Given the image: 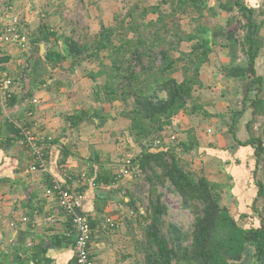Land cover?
Segmentation results:
<instances>
[{
    "label": "trees",
    "instance_id": "1",
    "mask_svg": "<svg viewBox=\"0 0 264 264\" xmlns=\"http://www.w3.org/2000/svg\"><path fill=\"white\" fill-rule=\"evenodd\" d=\"M77 1L87 8L83 0ZM122 1L124 6L114 12L113 22L101 24L98 32L91 33L75 18L68 22L69 33L57 36L53 31L39 29L30 34V44L47 43L51 37L63 40L62 49L46 53L51 68L59 67L68 58L79 64L84 60L95 63V68L85 69L93 82L94 100L117 108V115L129 121L126 133L141 147L136 159L150 185L148 207L140 206L143 200L134 192H129L126 203L135 216L128 219V224L133 235L137 228L133 243L143 257L142 264H264V182L259 175L264 139L252 131L254 122L264 118V75L256 69L262 46L263 7L259 10L261 19L256 21L254 15L259 7L230 0L245 19L240 27L244 34L239 50L249 77L245 100L252 109L247 123L249 138L235 137V144L229 147L230 157L225 158L230 169L241 164L243 169H249L244 187L229 169L234 179L231 190L237 193L234 195L240 200L239 207L249 208L241 217L257 219V224L243 226L223 203L225 185L209 179L204 168L193 166V157L204 153L194 129H187L183 133L186 140L178 137L177 142L173 141L175 135L172 139L173 135L167 134L183 115H207L194 92L204 85L201 69L213 52L211 27L203 19L206 15L217 16L216 9L207 5L208 0H160L156 4ZM184 19L190 29L184 27ZM240 19L234 15L227 23H238ZM184 44L188 49H182ZM178 72L181 79L176 76ZM242 111L235 112V121ZM79 117L73 116L77 120ZM157 140L161 141L158 146ZM52 143L58 144L59 140ZM241 148L250 159L237 156ZM101 182L108 180L97 174L94 183ZM164 190L178 195L182 208L192 213L190 230L184 231L167 219L169 207Z\"/></svg>",
    "mask_w": 264,
    "mask_h": 264
},
{
    "label": "crops",
    "instance_id": "2",
    "mask_svg": "<svg viewBox=\"0 0 264 264\" xmlns=\"http://www.w3.org/2000/svg\"><path fill=\"white\" fill-rule=\"evenodd\" d=\"M83 1L86 7L90 2L88 8H96L95 12L90 10L88 14L89 17L97 16L95 24L89 19L93 33L100 30L101 24H106L104 11L107 10L113 20L118 5L123 3L122 0ZM126 1L133 3L139 0ZM141 1L156 4L160 0ZM208 1L211 8H219L225 15V25L211 28L209 36L212 38V54H222L218 58L219 65L224 74L228 73L222 82L228 87L217 83V96L210 100L200 98L207 113L203 116L215 121L218 132L210 137L208 133L213 132L212 128L205 129L204 122L207 121L197 115L181 116L175 123L178 131L175 132L174 128L170 130L180 140H186L183 133L193 128L200 150L204 152L193 160L204 167L206 176L226 184L228 177L236 174L237 182L242 181L244 187L249 178V169H243L242 164L231 169L227 165L221 168L225 158L230 157L229 146L233 145L224 136L234 130L237 139L249 138L247 123L251 119L252 109L250 102L245 100L247 83L244 82V77H249L244 71L245 60L239 50V40L229 37L233 30L226 27L229 25L228 19L239 14L230 0ZM262 1L242 0L253 7L261 5ZM7 6L15 8L30 33L43 29L60 36L69 33V21L78 20V13H75L77 0H0L1 23L8 20ZM216 39L224 40L222 47L226 49L225 52H216ZM62 48L63 40L51 37L47 43L41 41L26 49L13 44L0 49V67L16 81L9 106L0 112V264H76L71 222L59 207L57 199L45 193L51 185L49 174L29 169L34 159L21 144L17 129L11 123L13 119L19 120L41 137L50 172L65 186L85 193L83 212L92 223L90 249L95 264H135V248L128 224L132 211L126 204L130 200L128 194L132 192L133 179L124 177L121 167L130 152L139 147L140 153L141 147L126 133L129 121L118 116L114 108L94 100L93 82L85 74V69L92 68L89 61L84 60L79 64L68 58L56 68H51L47 63V51ZM203 66L205 69L201 71V80L206 86L200 88L202 92L209 87L204 72L212 70L215 62L210 58ZM34 99H37L36 103ZM235 101L242 105L243 110L236 121L235 112L240 110L230 108ZM30 110H33V115L28 114ZM74 115H79V120L73 118ZM227 120H232L228 127ZM238 127L242 129L240 134L236 132ZM48 137H52V140L49 141ZM61 138H65L66 144L60 142ZM55 139L59 140L58 144L52 143ZM245 154V148L237 152L240 158H248ZM216 160L221 163L218 166L221 171L212 175L211 163ZM229 169L233 174L229 173ZM94 173L108 182L95 184L97 174ZM254 194L251 191L250 195ZM24 217H27V221L23 220ZM108 217L119 224L117 228L107 224ZM14 252H18L17 257H14Z\"/></svg>",
    "mask_w": 264,
    "mask_h": 264
},
{
    "label": "rangeland",
    "instance_id": "3",
    "mask_svg": "<svg viewBox=\"0 0 264 264\" xmlns=\"http://www.w3.org/2000/svg\"><path fill=\"white\" fill-rule=\"evenodd\" d=\"M216 2H218V0ZM253 2H255V1H252V3ZM80 4L81 3H78V6H77L78 9L77 10H75V8H74L75 13H78V15H76V16H78L77 17L78 18V23L80 24V26H83L85 28L90 29V32H91V25H90L91 21H89V19L92 20L93 24H95L97 22V19H96L97 16L93 13V15H95V16L94 17H92V16L89 17L88 14L90 13V10L95 12L96 8H95V6H93L92 8H88L90 6V2H88V7L86 9H84L82 5L80 6ZM253 4H255V3H253ZM118 6H119L118 10H121L123 8V6H124V3H122V4L120 3V5H118ZM256 7L257 8L259 7V8L256 10L254 18L256 19V21H260L261 16L259 15V10H260V7H263V10H264V1L261 2V5H258ZM216 12H217V16L214 17V16L206 15V17H204V19H203L204 23L208 24L211 28H214V29H216L217 26H219V25H222V26L225 25V23H223V17L225 16V15H223V12L219 11V8H216ZM79 14H80V16H79ZM108 14H109V12L107 10H105L104 11V16H105L104 21L106 22L105 25H109L110 23L113 22V20L111 18V15H108ZM107 16H108V19L106 18ZM226 16H229V15H226ZM238 17L239 18L241 17L240 22H238V23L232 22L230 25H228L226 27L233 30L232 32H230L228 34V36L229 37L231 36V38H233L234 40H237V41L239 40L240 41L242 39V35L244 34V31H242L240 27H242L241 24H243L242 22H244L245 19L242 16H240V15H238ZM183 24H184V27L186 29H190L191 26L187 25L188 21L186 19H184ZM68 30H69V27H68ZM91 33H93V32H91ZM260 35H261L260 37L262 38L261 39L262 46H261L259 57L257 58L256 69H257L258 74L264 75V28L261 29ZM216 43H217V46H216L215 49H216L217 53L221 52V50H223V52L226 51V49H224L222 47L223 44H224V40L216 39ZM182 49H188V45L184 44L182 46ZM221 56H222V54H218L217 55V54H212L211 53V55H210L211 60L213 62H215V67L213 66L212 70L204 72L207 75V78H208V80H207V84H208L207 86H209L208 89L206 87L204 92L199 91L200 88H203L204 86H206V85H203V87L197 88L196 92H194V96H196V98H198L199 102H200L201 96L203 98H205V99H208V100H210V98H212L214 96H217V94L215 93L216 90H217L216 88L218 87L217 83H219L220 86H224V87L227 86V85L223 84V82H222V81H225L224 77L228 73L224 74V72L221 70V67L219 65L220 60L218 59ZM241 56H243V55H241ZM217 62H218V64H217ZM90 65H92L91 66L92 68L96 67L95 63H90ZM204 69H205V67L203 66L201 71L202 70L204 71ZM214 75H216V78H214ZM176 76L179 79H181L182 78L181 72H178L176 74ZM212 77H213V79H212ZM244 82L247 83V86L249 85V79L248 78L244 77ZM240 92H241V90H240ZM242 94L243 93L241 92L240 95L242 96ZM252 94H254V93H252ZM209 103H210V101H208L207 105H209ZM230 105H231L230 108L233 107V108H237L238 110H241V108H242V105H239L236 101L233 104H230ZM114 110L118 111L117 108H115ZM233 110H232V113L234 112ZM197 116L198 117H202V119H204L203 121H207V122H204L205 129H207L209 127L212 128L213 132L212 133H208V134H210L209 136L210 137L216 136L217 132H218V126H217V124H215V121L210 119V118H206L201 113H200V115H197ZM231 121L227 120L226 127H228V125L231 124ZM209 124H211V125H209ZM230 129L233 130L232 128H229V130ZM241 130L242 129L240 127H238L237 130H236L237 134L238 133L240 134ZM252 131H253V134H255V135L263 136V139H264V118H259L258 120H256L254 122V124L252 125ZM167 134L171 136V135H175V132L174 131L172 132L170 129H168ZM235 136H236V133L233 130L231 133H228L227 135H225L224 138L227 139L228 141H230V144H234L235 143ZM177 140H178V137H176V139L173 140V141L177 142ZM139 150H140V148L138 147V148H136V150L131 151L129 155H132V156L135 157V156H137L139 154ZM233 150L234 149H232V151ZM188 157L190 158V157H192V155L188 156ZM196 157H201V153H199V156H194L193 158H196ZM249 161H251V160H249ZM219 164L221 165V163L219 161H217V160H216V162H212L211 163V168H212V171H213V173H211L212 175L213 174L216 175V174H218V172L221 171V169H219V167H218ZM226 165H227L226 163L222 164L221 168L226 166ZM193 166L196 167L197 169L204 168V167H202V165L200 163L197 164V162H195V161L193 162ZM259 175H260L261 179L264 182V159H262L261 164H260ZM228 178H229L228 181L226 182V184H224L225 185V189H224V193H223V203L231 209V212L235 215V217L237 218L238 223L240 225L249 226L251 223L252 224H257V219L256 218H254L253 220H250L249 218L241 217V213L245 212V211H248L249 208L248 207H244V206H242V207L240 206L239 207V204H240L239 198H234L233 199V197H235L234 194H237V193H235L234 190H231L232 189V185L234 186V181H233L234 179L232 177H230V176ZM143 181L144 180H143L142 177L134 179L133 180V184H132V192H134L139 198H141L143 200V202L141 203L140 206H143V208H146V207H148V204H149V200H148L149 188L147 190H144L143 185H142ZM149 187H150V185H149ZM164 192H165L164 200H165V202L167 203V205L169 207V214H168L167 219L170 220V221L176 222L179 226H181L182 230H184V231L190 230L191 227H192V222L194 220V217H193L192 213L190 211L182 208L181 199H180V197L178 195L173 194L169 190H164ZM260 205H261V203H260ZM237 207H239V208H237ZM132 218H135L134 214H132ZM137 232H138L137 228L134 230V235H133L132 231L130 232L131 233L132 242H134L133 241V236L137 235ZM135 255H136L135 264H142V260H143L142 255L141 254L140 255L137 254L136 251H135ZM247 261H250V260L248 259ZM247 263L250 264V262H247Z\"/></svg>",
    "mask_w": 264,
    "mask_h": 264
},
{
    "label": "built area",
    "instance_id": "4",
    "mask_svg": "<svg viewBox=\"0 0 264 264\" xmlns=\"http://www.w3.org/2000/svg\"><path fill=\"white\" fill-rule=\"evenodd\" d=\"M14 9L13 6H7L5 10L9 14L7 17L9 21L0 22V49L11 44L21 49H26L30 46V32L25 29L20 15ZM15 84V79L3 72L0 67V112L5 111L9 106L10 100L13 97V87ZM33 102L36 103L37 99H34ZM33 113V110L28 112L29 115H33ZM11 123L21 136V144L29 151L34 159V164L29 169L31 171L48 173L51 178V185L46 188L45 193L47 196H53L57 199L59 207L71 222L72 231L75 236L74 251L76 264H95L90 249L92 237L91 221L83 212L86 199L85 193L70 189L57 176L50 172L47 152L43 146L41 137L37 133L28 126L20 123L17 119H13ZM172 139H175L174 135ZM48 140H52V137H48ZM160 143L161 141L157 140L155 145L158 146ZM121 172L124 177L133 180L142 177L144 180L142 183L144 190L149 188V182L146 181L145 174L135 157L129 155L123 160ZM83 176L85 177V174ZM23 220L27 221V217H24ZM106 222L111 228H117L119 225L110 217L106 219Z\"/></svg>",
    "mask_w": 264,
    "mask_h": 264
},
{
    "label": "water",
    "instance_id": "5",
    "mask_svg": "<svg viewBox=\"0 0 264 264\" xmlns=\"http://www.w3.org/2000/svg\"><path fill=\"white\" fill-rule=\"evenodd\" d=\"M207 5H208L209 7H211L210 4H209V1H207ZM42 48H43V47H42ZM60 142H61L62 144H66L65 138H61V139H60Z\"/></svg>",
    "mask_w": 264,
    "mask_h": 264
},
{
    "label": "flooded vegetation",
    "instance_id": "6",
    "mask_svg": "<svg viewBox=\"0 0 264 264\" xmlns=\"http://www.w3.org/2000/svg\"><path fill=\"white\" fill-rule=\"evenodd\" d=\"M244 259H246V256H244Z\"/></svg>",
    "mask_w": 264,
    "mask_h": 264
}]
</instances>
